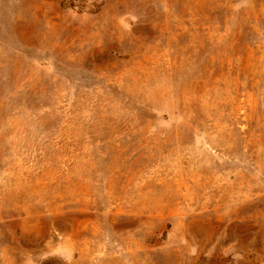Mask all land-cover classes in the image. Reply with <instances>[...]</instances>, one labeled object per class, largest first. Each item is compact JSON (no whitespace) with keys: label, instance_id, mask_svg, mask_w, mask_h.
<instances>
[{"label":"rangeland","instance_id":"obj_1","mask_svg":"<svg viewBox=\"0 0 264 264\" xmlns=\"http://www.w3.org/2000/svg\"><path fill=\"white\" fill-rule=\"evenodd\" d=\"M0 264H264V0H0Z\"/></svg>","mask_w":264,"mask_h":264}]
</instances>
